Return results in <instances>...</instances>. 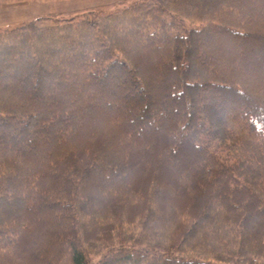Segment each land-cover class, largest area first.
<instances>
[{"label": "trees", "instance_id": "1", "mask_svg": "<svg viewBox=\"0 0 264 264\" xmlns=\"http://www.w3.org/2000/svg\"><path fill=\"white\" fill-rule=\"evenodd\" d=\"M130 1L0 31V264H264V0Z\"/></svg>", "mask_w": 264, "mask_h": 264}, {"label": "rangeland", "instance_id": "2", "mask_svg": "<svg viewBox=\"0 0 264 264\" xmlns=\"http://www.w3.org/2000/svg\"><path fill=\"white\" fill-rule=\"evenodd\" d=\"M130 3V0H26L16 4L0 2V31L14 29L36 21H43L51 26L52 23L75 21L87 13L105 16L128 6ZM192 27L197 28L200 25L193 24L190 26L187 24V28ZM19 208L20 206L17 204L12 209V207L10 208L0 202V214L3 216L15 214L17 212L15 209ZM101 257V255H92L90 264H96Z\"/></svg>", "mask_w": 264, "mask_h": 264}]
</instances>
